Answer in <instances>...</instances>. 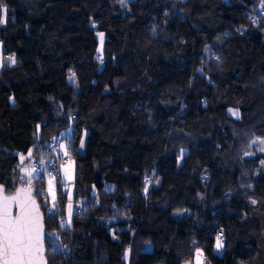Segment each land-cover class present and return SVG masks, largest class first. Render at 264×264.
Masks as SVG:
<instances>
[{
  "label": "trees",
  "instance_id": "1",
  "mask_svg": "<svg viewBox=\"0 0 264 264\" xmlns=\"http://www.w3.org/2000/svg\"><path fill=\"white\" fill-rule=\"evenodd\" d=\"M1 8L0 183L35 187L47 231L65 216L63 180L51 215L47 181L22 180L19 160L69 132L71 252L49 264H183L196 248L209 264H264V155L245 154L264 140V0Z\"/></svg>",
  "mask_w": 264,
  "mask_h": 264
},
{
  "label": "snow or ice",
  "instance_id": "2",
  "mask_svg": "<svg viewBox=\"0 0 264 264\" xmlns=\"http://www.w3.org/2000/svg\"><path fill=\"white\" fill-rule=\"evenodd\" d=\"M9 59L15 62L14 58ZM260 143L264 151V141ZM12 204L19 209L15 216ZM42 230L38 207L24 189L13 196L0 197V264H45ZM200 255L197 253V257Z\"/></svg>",
  "mask_w": 264,
  "mask_h": 264
},
{
  "label": "rangeland",
  "instance_id": "3",
  "mask_svg": "<svg viewBox=\"0 0 264 264\" xmlns=\"http://www.w3.org/2000/svg\"><path fill=\"white\" fill-rule=\"evenodd\" d=\"M132 0H118L119 4L122 6L127 5ZM98 39L100 41L101 47L104 42V36L103 34H98ZM100 47V48H101ZM101 51V50H100ZM2 51H1V44H0V65H2ZM11 62L10 60L5 61L4 65H9ZM229 116L233 117L234 119L240 118V113L237 110L230 109L228 110ZM255 141V143H254ZM261 141H264L262 139H252L248 145V148L245 152L246 156H255L258 154L264 155V151H261ZM63 150L62 155L66 156L65 152V142L62 143ZM35 157L33 156L32 152L27 153L24 156H20L19 160V172L21 174L22 180H25L26 183H29L32 180H35L38 178V175L33 170V163L35 161ZM74 163L71 164H65V166L62 168V182L61 185L62 191L67 195L68 198V204L66 205L65 210V216L70 215L74 209V198H75V187H74V181H75V171H74ZM262 168H264V161L262 162ZM19 176V174H17ZM17 178V176H16ZM45 194L47 195V198L49 199V204L53 207L58 202V185L57 181L47 180L46 187H45ZM118 215L115 216L114 219L117 218H125L124 214L117 213ZM64 216V217H65ZM114 221V220H112ZM111 233H114V230L111 231ZM114 236V235H113ZM115 237V236H114ZM219 245V246H218ZM223 248L222 244V237L219 235L217 243H216V252L220 253ZM195 256L194 258H188L186 259L183 264H209L207 258L205 257L203 251L201 248L195 249ZM197 253H201L199 257H197Z\"/></svg>",
  "mask_w": 264,
  "mask_h": 264
},
{
  "label": "built area",
  "instance_id": "4",
  "mask_svg": "<svg viewBox=\"0 0 264 264\" xmlns=\"http://www.w3.org/2000/svg\"><path fill=\"white\" fill-rule=\"evenodd\" d=\"M5 20V8H1L0 11V23H4ZM264 20V10L262 9L254 18L253 23L257 24ZM11 56L4 54L3 59L9 60ZM69 132H63L61 135L52 139L48 146L44 147L40 152V157L37 158L33 163V170L38 174V176L47 181H58L62 178V168L65 164L74 163L71 155L69 154L67 144H66V135ZM65 142V152L66 156L62 155L63 146L62 143ZM51 155V156H50ZM58 157H62L61 161H57ZM47 203V202H46ZM44 203V207H48V213L51 215H55L54 206L52 207L48 203ZM75 214L74 211L63 218H59L57 224L60 230H52L47 231L46 234V253L52 252L59 254L62 258H66L67 255L70 254V247L64 242V236L62 231L65 229H69L72 226L73 217Z\"/></svg>",
  "mask_w": 264,
  "mask_h": 264
},
{
  "label": "water",
  "instance_id": "5",
  "mask_svg": "<svg viewBox=\"0 0 264 264\" xmlns=\"http://www.w3.org/2000/svg\"><path fill=\"white\" fill-rule=\"evenodd\" d=\"M20 189H24L26 193H28L30 195L31 200L35 201L36 206L38 207V211H39V216L41 218V223L43 225V230L41 233V240L43 243V260L45 262V264H49V260L47 257V253H46V234H47V229H46V223H45V213L39 203V200L36 196V189L35 187L30 183L28 185L23 184L22 182H19L18 185L16 186V188L12 191V192H8L7 191V187L6 185H4L3 183H0V197L3 196H13L15 195ZM11 211L13 216L18 214V207L15 204H12L11 206Z\"/></svg>",
  "mask_w": 264,
  "mask_h": 264
},
{
  "label": "crops",
  "instance_id": "6",
  "mask_svg": "<svg viewBox=\"0 0 264 264\" xmlns=\"http://www.w3.org/2000/svg\"><path fill=\"white\" fill-rule=\"evenodd\" d=\"M74 171H75V167H74Z\"/></svg>",
  "mask_w": 264,
  "mask_h": 264
}]
</instances>
